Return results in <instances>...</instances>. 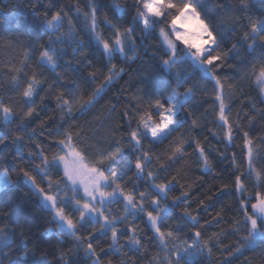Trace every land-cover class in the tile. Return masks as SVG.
Masks as SVG:
<instances>
[{
	"label": "snow or ice",
	"instance_id": "snow-or-ice-1",
	"mask_svg": "<svg viewBox=\"0 0 264 264\" xmlns=\"http://www.w3.org/2000/svg\"><path fill=\"white\" fill-rule=\"evenodd\" d=\"M256 3L264 13V0H235L234 3L217 0L221 24L231 25L228 33L221 31L210 18L206 0H131L127 8L113 0L110 5L112 18L104 12L102 20L98 15L103 7L99 0H84L83 8L77 0L75 4L58 7L55 11L50 7L43 14L37 6L30 5L31 19L25 17L17 21L13 31L17 35L26 34L38 39L46 35L47 40L35 49L25 48L21 67L10 69L13 91L20 94L25 108L17 113L11 97L7 100L0 98V122L4 129L0 132V146L12 145L18 155L29 147L28 166L9 169L6 161H0V191L22 180L50 213V222L55 228L73 237L77 247L84 248L92 264H104L109 252L121 253L125 257L120 264H141L143 259H147L148 264H196L198 257L211 259L213 248L221 243L220 234L205 236L197 227L200 225L199 210H207L210 205L201 200L197 215L183 209L178 221L190 223L196 230L182 239L183 225L179 222L169 225L167 221L173 209L189 199V192L173 197L170 205L164 203L178 181L176 176L169 179L161 173L185 159L188 149L197 156L202 172L214 174L206 144L189 132L177 135L185 124L186 116H192L185 105L195 98L194 88L185 87L193 75L182 67L188 64L199 72L201 80L211 85L215 123L223 135L219 136L212 129H208L209 133L227 145L235 144L237 136L242 139L241 159L246 167L241 171L233 153L231 166L234 170L229 175L232 186L224 184L217 190V194H237L242 217L230 221L233 225L230 232L239 235V239L235 245L221 249L227 252L223 264H231V258L242 256L245 251L257 250V241H264V168L259 163L264 160V148H258L257 142L264 144V135L254 136L242 128V113L250 124L254 118V115L244 112L243 107L235 117L232 115L236 91L247 98L241 87L245 83L255 90L260 103L264 104V15L253 18L251 8ZM125 15L131 16L126 26L121 23ZM4 19L0 16V20ZM81 19L84 27L78 28ZM237 26L242 29L238 39L226 46L228 35L235 32ZM17 35L0 36V43L8 49L16 47L20 44ZM85 38L107 59L104 66L107 75L87 99L79 97L82 103L73 112L79 89L75 87V80H65L58 69L60 61L69 56L68 49L74 57L85 46ZM141 48L144 53L151 51L153 56L162 53L158 56L160 72L157 82L151 90L137 89V95L132 97L135 103L121 112L119 125L112 129L116 135L111 136L106 147L102 141L89 144L82 139L83 131L66 130L67 118L78 119L92 112L105 92L123 78L125 69L117 66V57L131 65L136 62ZM87 55V52L81 53V59H87ZM33 58V71L30 74L24 72ZM230 59L235 63L229 64ZM66 62L72 64L71 59ZM80 62L75 61L76 64ZM226 67L233 69L239 83L222 74ZM46 72L55 74L57 81L62 83L54 99L64 116L60 127L47 133V136L58 138L46 140L47 147L44 143L29 146L25 135L17 130H27L39 115L36 99L43 103L45 97L40 96V92L44 91V85L54 90L53 85L47 83ZM21 73L27 77L23 81ZM88 79L95 82L96 72L90 71ZM64 89L68 90L67 93ZM204 94H207V85ZM115 110L113 104L111 111ZM252 111L253 114L258 111L264 117V109H257L255 104ZM205 127L196 119L191 120V130H203ZM30 133H36V128H31ZM170 139L166 155L153 151ZM218 155L226 158L223 153L218 152ZM153 164L156 165L154 170L151 169ZM130 172L135 180L125 182ZM249 177L255 181L251 193L245 184ZM141 180H146V188L138 183ZM129 184L132 185L130 191L127 190ZM117 204H123L125 215L112 213V206ZM7 216V212L0 213V217ZM129 217L146 220L151 234L142 232L134 222L129 223ZM215 219L220 223L223 217L217 213ZM89 227L92 231L84 236L81 230ZM109 232L111 242L107 249L101 247L98 252L95 242L107 237ZM48 233L52 234L53 229H48ZM121 237L126 240V252L122 251L123 246L119 243ZM153 243L163 251V258L158 254L148 256L145 245ZM74 251L70 248L67 252H60L58 264H71L70 256ZM260 251L264 259V246ZM0 264H39L34 246H30V236L22 226L18 231L6 221L0 224Z\"/></svg>",
	"mask_w": 264,
	"mask_h": 264
},
{
	"label": "trees",
	"instance_id": "trees-1",
	"mask_svg": "<svg viewBox=\"0 0 264 264\" xmlns=\"http://www.w3.org/2000/svg\"><path fill=\"white\" fill-rule=\"evenodd\" d=\"M77 2V0H0V16L5 17L4 20H0V36L8 37L10 35H17L13 29L15 28L16 22L28 17L31 19V8L30 5H35L39 8L41 14L51 7L52 11L61 6H70ZM122 6L127 8L131 3V0H117ZM225 3H234L235 0H223ZM81 7H84V0H80ZM103 6L105 4L111 5L113 0H99ZM217 0H206V8L210 18L214 19L218 28L225 33L229 32L231 25L228 23L221 24L219 13L216 8ZM251 14L253 18L264 15L261 13L259 4L256 3L251 8ZM131 16L125 15L122 24L125 26L130 22ZM78 28H83V20L77 25ZM242 29L237 26V30L228 35L226 46H230L231 43L235 42ZM140 32L139 26H137V33ZM105 33L107 30L105 29ZM83 35V33H81ZM20 40V44L11 49L6 48L0 43V98L7 100L11 97L14 101V108L17 113L25 108V105L21 101L20 94L13 91V82L11 80L12 73L11 68H20L21 61L23 60V51L25 48H37L39 43H43L47 40V36L29 37L28 35H17ZM139 43V41H138ZM146 43H150L146 41ZM69 56L65 57L60 61L61 67L58 69L60 74L65 80L76 81L78 91L76 96L78 97L77 102L73 106V112L79 108L82 100L87 99L89 95L93 93L96 87H99L107 75V69L104 67L108 61L97 50L94 46L88 44L87 38H85V46L81 47L76 55H71V50L68 49ZM87 52V59H81V53ZM242 54L244 49L241 48ZM162 53L153 56L151 51L144 53V50L139 49V56L135 63L129 65L126 60H120L117 57L116 63L118 67H123L125 73L123 78L117 83L113 84L108 89L100 103L89 114L80 117L78 119L67 118V123L64 124L66 130H74L76 133L81 131L84 132L82 139L87 141L89 144H95L96 141L104 142L106 147L107 142L110 141L111 136L116 135L112 131L120 123V114L131 104L135 103L132 99L133 96L137 95L138 88H146L151 90L152 86L157 82L159 76V60L158 56ZM38 55V53H37ZM133 55L130 53V56ZM72 60V64L69 65L66 61ZM251 59V57H248ZM80 60L79 64L75 61ZM229 64L235 63L234 60H229ZM35 67V58L24 68V72L31 73ZM186 72L192 73V79H190L185 87H193L195 92V98L185 105L186 110L192 113V116H186L185 124L181 128L180 135L184 132H189L190 135L198 136L202 143L206 144V147L210 150V161L213 167L214 174H206L201 171L202 165L198 164L197 156L192 149H188L185 159L176 162L169 168L167 172L161 173L162 176L168 177L176 176L178 183L172 192L169 193V199L164 203L171 204L172 198L181 195L182 192H189V199L178 207L174 208L172 213L169 215L167 223L173 225L177 222L183 225L182 231L180 232L181 238H185L186 235L195 231L196 229L191 226L190 223L184 221H178V217L181 215L184 208H187L193 215H197L199 202L204 200L206 205H210L207 210L200 209L198 219L200 225L198 228L205 234V236H212L214 233L220 234L219 239L221 243L217 247L213 248V255L211 259L207 257L196 258V264H223L227 252L221 251L226 246L235 245L239 239V235L231 234L230 230L233 225L230 223L232 220L241 219L239 208L237 204V194L224 192L217 194V190L224 184H228L231 188L232 180L229 178L230 173L234 170L232 168L231 156L233 153L236 154L237 164L240 165L241 171L244 170L246 165L241 159V145L242 139L237 136L235 144L227 145L218 137L212 136L208 129H212L222 137V130L217 127L215 123V114L213 112L212 103V90L211 85L206 81L200 79L199 72H196L190 65H182ZM240 67V65H237ZM95 71L97 79L92 82L88 79V73ZM222 74L228 77H232L234 81L239 83V77L235 76L233 69L225 68L222 70ZM47 77V83L53 85L54 90H49L47 84L44 85V91L40 92V96L45 97L43 103L40 99H36L39 115L35 120L29 124L28 129H18L17 132H21L25 135L26 143L30 146L35 143H44L47 147L46 140H52L58 137L47 136V133L53 132L56 128L60 127L61 119L64 114L56 107V101L54 96L60 91L62 83L57 81L56 75L51 72L45 73ZM21 81L27 77L21 73ZM207 85V94H204V87ZM243 92L247 98L241 97L240 92L236 91V96L232 100V115L235 117L237 112H240L243 107L244 112L254 115L253 121L250 124L248 119L241 114V124L244 130H249L254 136L264 135V117H261L259 112L253 114L252 105L255 104L257 109H264V104L260 103L257 98V93L247 83L241 85ZM235 90V89H234ZM67 93V89H64ZM115 104V112L111 111L112 105ZM196 119L201 125H206L202 130L196 128L191 130V120ZM43 125V126H42ZM15 129V124L13 125ZM31 128H36V133H30ZM3 124L0 122V132H2ZM31 135V139L28 137ZM207 137V140H205ZM171 143V139L166 141L163 145H159L153 149L154 152L166 155V149ZM99 147V145H97ZM127 147V145H125ZM147 148L148 145L145 144ZM258 148H264V144L257 142ZM29 147H25L19 155L17 154L16 148L12 145L7 147L0 146V161H6L9 169H15L19 167L28 166L27 152ZM218 152L223 153L226 158H221ZM49 158H51L49 154ZM38 163V161H36ZM134 163V160H133ZM260 167L264 168V160L260 161ZM156 165L153 164L151 169H155ZM15 179V176L13 177ZM39 179V177H38ZM128 180H135L133 173H129L125 182ZM160 182V181H157ZM147 187L146 180L138 182ZM254 178L249 177L245 181L248 192L254 191ZM132 185L129 184L128 191L131 190ZM143 190V188H142ZM208 197H212L211 200ZM7 212V217H0V224L5 221L9 226L16 228L18 231L23 227V230L30 236V246H34L35 256L39 260V264H58V256L60 252H67L68 249L73 248L75 251L70 256L71 264H92V261L86 255L83 247H77L75 239L66 233L59 232L55 225L52 224L51 215L48 213L40 204L39 199L32 193L29 187L18 181L14 186L0 191V213ZM112 213L120 216L125 215L123 211V204H117L112 206ZM217 213H220L223 220L220 223L216 222ZM142 215V214H141ZM142 232H148L151 234L146 220L129 217V223H133ZM207 222V223H205ZM202 226V227H201ZM98 227V226H97ZM120 227H124L120 225ZM48 229H53V233L49 234ZM92 231V228L82 229L81 232L84 236L88 235V232ZM79 234V233H78ZM111 234L109 232L107 237L97 240L94 246L99 248L103 247L107 249L108 244L111 242ZM62 241V243L60 242ZM120 245L123 246L122 251H127V245L125 238L121 237L119 241ZM258 248L255 251H245L242 256L231 258V264H264L262 259V253L260 247L264 246V241H257ZM23 247V245H21ZM148 248V256L159 255L163 258V251H161L155 243L145 245ZM125 257L121 253L112 254L109 252L105 256L104 264L107 261H111V264H120L121 260ZM141 264H148L147 259L141 260Z\"/></svg>",
	"mask_w": 264,
	"mask_h": 264
},
{
	"label": "rangeland",
	"instance_id": "rangeland-1",
	"mask_svg": "<svg viewBox=\"0 0 264 264\" xmlns=\"http://www.w3.org/2000/svg\"><path fill=\"white\" fill-rule=\"evenodd\" d=\"M104 12H107L109 18H112V15H113V14H112V12H111V10H110V6H109V5L105 4V5L102 7L100 13H98V15L100 16L101 20L103 19V13H104Z\"/></svg>",
	"mask_w": 264,
	"mask_h": 264
}]
</instances>
